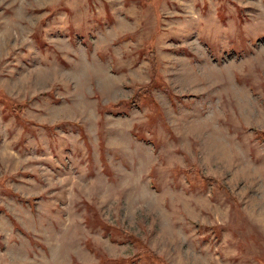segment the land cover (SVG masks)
<instances>
[{"label": "rangeland", "instance_id": "374dc122", "mask_svg": "<svg viewBox=\"0 0 264 264\" xmlns=\"http://www.w3.org/2000/svg\"><path fill=\"white\" fill-rule=\"evenodd\" d=\"M0 264H264V0H0Z\"/></svg>", "mask_w": 264, "mask_h": 264}]
</instances>
